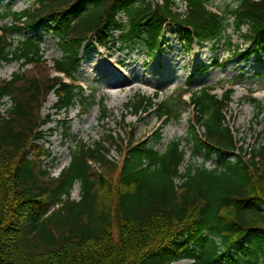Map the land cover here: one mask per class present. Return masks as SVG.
Wrapping results in <instances>:
<instances>
[{
	"label": "trees",
	"instance_id": "obj_1",
	"mask_svg": "<svg viewBox=\"0 0 264 264\" xmlns=\"http://www.w3.org/2000/svg\"><path fill=\"white\" fill-rule=\"evenodd\" d=\"M184 1L180 13L173 0H34L1 15L8 24L0 27V63H20L21 71L0 81V107L4 97L11 104L0 113V264H264V130L249 150L240 145L227 116L232 88L221 97L214 87L190 91L191 77L169 101L135 95L125 104L130 116L155 115L162 126L188 114V143L204 163H190L184 173L181 139L159 152L161 129L154 143L138 139L126 117L119 134L105 131L75 146L55 179L44 166L48 152L37 144L50 123L42 116L48 96L54 94L57 113L86 102L76 80L80 54L115 33L123 49L149 56L162 48L165 26L188 47L224 46L240 61L264 54V0H232L218 12L207 0ZM230 27L245 48L226 35ZM40 29L61 54L51 67ZM250 102L260 114L258 102ZM106 118L102 106L100 121ZM213 156L217 166L209 170ZM75 183L80 197L70 201Z\"/></svg>",
	"mask_w": 264,
	"mask_h": 264
},
{
	"label": "rangeland",
	"instance_id": "obj_2",
	"mask_svg": "<svg viewBox=\"0 0 264 264\" xmlns=\"http://www.w3.org/2000/svg\"><path fill=\"white\" fill-rule=\"evenodd\" d=\"M34 0H0V27L8 24V20H2L1 15L10 8L13 12H22L31 8ZM176 9L180 13L186 11L184 0H173ZM208 7L213 11L224 9L232 0H207ZM233 7V5H231ZM122 19V15L119 16ZM245 28L242 29V32ZM40 29L38 34L43 36L41 46L43 59L51 67L53 59L61 57L56 46V41L43 34ZM226 35L230 36L232 43L238 48H245L241 38L234 34L231 27ZM119 33L113 35L112 40L102 46H93L87 52L80 54L81 65L76 74L77 82L85 88L84 97L66 113H57L53 110L56 102L53 94L51 104L42 109V116L48 117L50 123L42 128L44 139L38 145L44 146L49 157L44 160V166L52 178H57L66 168L71 159V153L80 143H91L102 138L105 131L119 134L121 120L126 117L125 123L135 130L138 139H149L154 143L157 130L161 129V141L156 145V150L161 152L167 142L177 138L182 140L185 148L184 163L180 172L194 163L200 166L204 163L202 155H193L191 145L188 143L189 122L188 114H184L179 121H170L166 126L158 123L155 115H145L134 118L124 111L125 104L135 95L145 97L158 96V102L169 101L180 91L187 89L190 82V91L202 88L215 87L214 94L221 97L223 93L232 88V103L229 106L227 116L234 135L244 149H250L255 145L258 134L264 130V55L250 57L245 61L230 58L225 52V47L220 46L215 51L211 44H193L188 47L177 34L174 27L165 26L162 32V48L153 56H149L141 48L125 50L119 41ZM11 39L18 40V36L12 35ZM110 54L109 61H105L103 55ZM120 60L125 65L120 70L110 66L109 62ZM216 63V65H214ZM224 65V66H223ZM21 71V64L11 62L0 63V81L10 80L13 73ZM148 81L151 85L145 84ZM114 82L124 85L121 89L112 87ZM130 83V85H129ZM84 98V99H85ZM254 99L260 105L262 112L250 100ZM48 100V98H47ZM2 111L10 107V103L4 100ZM90 106L82 113L86 107ZM46 104V103H45ZM104 106L107 118L100 121V110ZM258 115V116H257ZM228 156V155H227ZM110 158L117 161L115 151L110 152ZM233 161V157L228 156ZM217 166V160L213 156L205 162L209 170ZM97 167V166H95ZM177 185L179 181L175 182ZM79 184L75 183L70 190V201H78L80 197ZM65 199V198H62ZM182 261L178 264H189Z\"/></svg>",
	"mask_w": 264,
	"mask_h": 264
},
{
	"label": "bare ground",
	"instance_id": "obj_3",
	"mask_svg": "<svg viewBox=\"0 0 264 264\" xmlns=\"http://www.w3.org/2000/svg\"><path fill=\"white\" fill-rule=\"evenodd\" d=\"M110 54H105V55H103V58H104V60L105 61H109L110 60V56H109ZM109 64H110V66H112V67H114V68H117V69H121V68H124L125 66H127V65H125L123 62H121L120 60H114L113 62H109ZM145 84H147V85H151L148 81H146L145 82ZM129 85H130V83H129ZM112 87H116V88H118V89H121L122 87H124V85L123 84H121L120 82H114L113 84H112ZM51 100H52V96H49L48 97V100H47V102H46V104H45V108H48L49 106H50V104H51Z\"/></svg>",
	"mask_w": 264,
	"mask_h": 264
}]
</instances>
